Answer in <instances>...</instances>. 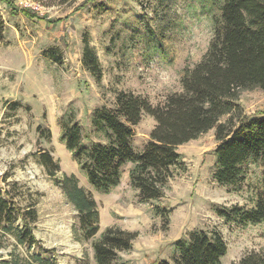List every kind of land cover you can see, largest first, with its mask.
I'll return each mask as SVG.
<instances>
[{"label": "rangeland", "instance_id": "rangeland-1", "mask_svg": "<svg viewBox=\"0 0 264 264\" xmlns=\"http://www.w3.org/2000/svg\"><path fill=\"white\" fill-rule=\"evenodd\" d=\"M84 1L13 0L16 13L0 1V190L12 186L18 204L34 203L38 214L32 229L36 241L30 246L17 244L0 224V262L39 255L52 264H95L77 211L57 179L31 155L39 150L49 151L59 174H74L95 199L100 230L115 225L137 231L131 248L120 253L126 264L168 260L177 241L194 230L221 233L227 245L222 264L263 251L264 222L242 225L216 213L234 204L252 207L262 190L263 166L250 162L242 182L219 184L213 177L215 156L206 154L216 145L214 129L178 147L186 170L170 181L159 201L147 202H140L129 184L130 164L123 166L119 185L109 192L96 190L60 138L66 112L91 135L84 141L89 147L97 140L93 110L112 107L118 92L131 91L157 104L179 91L185 69L200 60L213 37L223 0H94L76 10ZM22 7L44 19L25 17L18 12ZM84 41L96 56L99 79L82 61ZM238 102L244 113L264 115V90H244ZM154 123L145 114L134 127L135 151L142 149ZM156 205L167 206L166 230L154 215Z\"/></svg>", "mask_w": 264, "mask_h": 264}, {"label": "trees", "instance_id": "trees-1", "mask_svg": "<svg viewBox=\"0 0 264 264\" xmlns=\"http://www.w3.org/2000/svg\"><path fill=\"white\" fill-rule=\"evenodd\" d=\"M5 2L11 13L17 11L13 0ZM45 4H64L76 0H35ZM89 1L81 3V9ZM25 17L44 19L29 7L19 9ZM50 21V20H49ZM58 22V20L53 21ZM213 37L198 62L186 68L179 91L168 94L162 102L152 104L147 97L131 91H120L112 107H97L91 115V127L97 140L84 144L91 135L83 133L71 111L62 119L61 140L72 153L88 182L96 189L109 192L119 185L123 166L130 164L128 179L140 202L159 201L170 181L186 170L178 147L210 129H214L216 145L206 154L215 156L214 179L222 185H237L244 180L245 165L259 162L263 166L262 190L255 204L246 208L238 204L216 210L225 221L242 225L264 222V115L243 112L238 100L242 91L264 90V0H223L219 16L214 18ZM82 61L92 74L100 78L96 56L84 41ZM14 107L19 104L13 103ZM154 125L140 151L131 145L134 127L143 115ZM39 126L37 127V129ZM33 155L65 200L77 211L85 240H91L95 264H126L120 253L129 250L137 231L119 226L100 230L97 202L78 183L74 174L60 173V165L47 150ZM0 190V224L13 235L19 245H31L38 219L34 203L21 206L15 192ZM154 215L161 217V230L169 224L167 206L156 205ZM19 219L20 225L14 226ZM227 245L217 230H194L176 243L173 256L157 264H222ZM52 264L39 255L29 260L13 257L0 264ZM233 264H264V250L250 252Z\"/></svg>", "mask_w": 264, "mask_h": 264}]
</instances>
